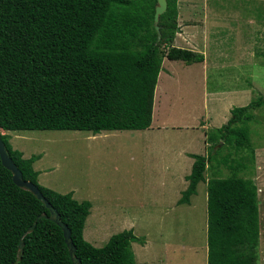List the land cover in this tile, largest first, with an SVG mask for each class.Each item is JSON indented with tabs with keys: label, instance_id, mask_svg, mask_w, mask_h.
I'll return each mask as SVG.
<instances>
[{
	"label": "trees",
	"instance_id": "trees-1",
	"mask_svg": "<svg viewBox=\"0 0 264 264\" xmlns=\"http://www.w3.org/2000/svg\"><path fill=\"white\" fill-rule=\"evenodd\" d=\"M175 1L166 0L155 29V0H0V129L97 133L148 128L162 59L202 61L201 53L171 45ZM261 104L264 97L232 107L223 124L204 132L207 147L204 154H189L193 160L177 204L188 202L204 181L207 161L223 147L246 150L247 156L240 157L252 159L247 110ZM0 138L22 179L36 186L67 227L74 247L72 259L49 208L15 185L0 162V264H135L131 243L143 241L131 229L92 246L82 236L90 203L40 185L32 168L39 154L23 157L7 134ZM205 188L206 264H254L258 206L253 180L216 176L205 181Z\"/></svg>",
	"mask_w": 264,
	"mask_h": 264
},
{
	"label": "rangeland",
	"instance_id": "rangeland-1",
	"mask_svg": "<svg viewBox=\"0 0 264 264\" xmlns=\"http://www.w3.org/2000/svg\"><path fill=\"white\" fill-rule=\"evenodd\" d=\"M175 11L171 45L201 53L202 61L162 59L151 130L0 133L25 156L40 154V185L90 202L82 236L91 245L101 246L110 235L131 229L143 241L131 243L135 264L205 263V181L250 178L258 206L254 264H264V104L247 110L252 159L240 157L247 156L246 150L223 147L207 161L204 181L188 202L175 203L186 187L181 176L191 164L178 151H203L199 129L192 128L198 118L200 125L214 124L208 131L223 124L232 107L264 97V0H176ZM202 107L212 115L199 117Z\"/></svg>",
	"mask_w": 264,
	"mask_h": 264
},
{
	"label": "water",
	"instance_id": "water-1",
	"mask_svg": "<svg viewBox=\"0 0 264 264\" xmlns=\"http://www.w3.org/2000/svg\"><path fill=\"white\" fill-rule=\"evenodd\" d=\"M165 8H166V0H155V5L153 8V23H154L155 29H157L156 21L158 19V16L165 10ZM0 162L6 169L10 171L11 180L15 185L31 192L35 197L42 200L44 204L49 208L50 210L49 218L55 221L56 223H58L59 225H61V230H62V234L64 237V241L68 247V251L71 255V258L73 259L72 254L74 251V247L71 244V240L69 238V230L67 229L65 225H62L58 222L57 214L54 212L53 209L50 208L49 204L42 197L41 193L38 191L36 186L30 181L22 179L21 172L19 171L15 163L11 160V158L7 154L1 138H0ZM21 246H22V243L19 242V247L21 248ZM75 263H78V260H75Z\"/></svg>",
	"mask_w": 264,
	"mask_h": 264
},
{
	"label": "crops",
	"instance_id": "crops-1",
	"mask_svg": "<svg viewBox=\"0 0 264 264\" xmlns=\"http://www.w3.org/2000/svg\"><path fill=\"white\" fill-rule=\"evenodd\" d=\"M197 63H201V62H197ZM159 73V72H158ZM156 84V83H155ZM155 88H156V86H154V89H153V93H154V91H155ZM164 98L166 99V101L168 100V99H170V98H168V95L166 94V93H164ZM168 98V99H167ZM152 106H154V94H153V103H152ZM154 111V107L152 108V112ZM205 115V114H209V115H212V113L210 114L209 112H205V110H204V107H202V112L199 114V117L200 116H202V115ZM213 118V116H210V117H208V121H210L211 119ZM152 119V118H151ZM200 121H202V119H200V118H198V121L194 124V126L192 127V128H194V129H199V132H200V134H201V139H202V143H203V151L201 152L202 154H204V149H205V145H206V143H205V141H204V139H205V134H204V131L207 129V126H212V125H214V124H212V123H210V125L207 123V122H205L204 123V125H200ZM220 124V123H219ZM151 125H152V121L150 122V125H149V127L148 128H146V129H144V130H151ZM160 127V126H159ZM162 127H164V128H166L164 125L162 126ZM183 128H186V127H183ZM190 128V127H189ZM155 129L157 130V127H155ZM204 129V130H203ZM3 131V130H2ZM107 131V130H106ZM90 132V131H89ZM19 151H21V153H22V156L23 157H29V156H25V154H24V152L22 151V149H19ZM182 156H184L185 158H188V160H189V162H191L192 163V158L189 156V154H192L193 152H190V151H187V150H179L178 151ZM200 153V154H201ZM196 154V153H195ZM40 154H39V156H38V158L36 159V160H34L33 162H32V168L35 170V171H37V176H36V179H37V182L39 181V173H38V170L36 169V164L41 160L40 159ZM190 167H191V164H190ZM189 171H190V168H189ZM189 171L188 172H186L185 170H184V172L185 173H183L182 174V176H181V181L185 184V186L187 185V180L185 179V176L189 173ZM185 174V175H184ZM182 190V189H181ZM180 190V191H181ZM78 201H81V200H79V198H78ZM88 201V200H87ZM89 202V201H88ZM90 203V202H89ZM176 203V202H175ZM177 204V203H176ZM90 208V207H89ZM89 214V213H88ZM87 214V215H88ZM108 239V238H107ZM107 241V240H106ZM105 241V242H106ZM104 242V243H105ZM103 245V244H102ZM101 245V246H102ZM93 246V245H92ZM95 247H99V246H95ZM205 250H206V244H205ZM205 259H206V253H205ZM135 262V261H134ZM203 264H206V262L205 263H203Z\"/></svg>",
	"mask_w": 264,
	"mask_h": 264
}]
</instances>
